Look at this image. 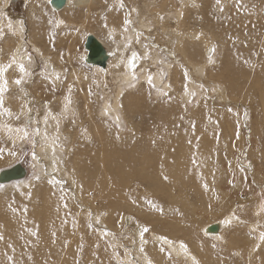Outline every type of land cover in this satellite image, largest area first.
I'll return each instance as SVG.
<instances>
[{
	"label": "bare ground",
	"instance_id": "1",
	"mask_svg": "<svg viewBox=\"0 0 264 264\" xmlns=\"http://www.w3.org/2000/svg\"><path fill=\"white\" fill-rule=\"evenodd\" d=\"M11 1L0 0V39L4 35V28L9 34L8 40L3 41L4 50L9 53V57L7 60L0 59V67L5 69L0 83L3 80L7 81L6 90L2 94L3 107L0 108V135L4 136V139H6V135L3 131L6 127L1 120L3 111L9 115L30 116V120L34 119L30 113L33 109L30 102L32 100L31 90L29 91L25 85L32 69L30 59L25 53L27 45L33 48L46 67V70L41 73L45 79L40 77L39 80H47L48 84H54V89L61 85L66 89L63 95L57 99L60 105H57L56 109L71 118L78 113V109H74L76 96L73 91L69 92V90L74 88L75 91L83 92L81 88L84 89V87L88 90V85L92 82L90 77L96 82L102 94V100L97 106L99 118L115 116L118 111L126 117L127 112L123 110L121 97L127 94L124 92V86L133 80L136 70L139 71L141 80L149 84V78H151V81L153 80L157 86H160L159 92L156 94L163 95L173 92L183 102H186L182 112L179 113L182 118L188 114V100L196 94L200 95L205 84L209 85L210 93L220 102L236 99L239 105L245 106L246 100L252 98L258 100L259 109L264 113V51L259 55H254V59L261 62L259 68L254 66L256 64L253 59L245 58V53L236 52L233 60L234 71L237 74L235 83L229 81L225 84L213 69V67L219 66V71L223 72L231 67L230 59L225 63L222 61L227 57L221 59L220 63L217 61L218 54L225 53L224 48L227 44L225 39L236 37L241 41L243 49H246V46L257 45L259 37L264 34V9L262 7L264 1L258 4L252 3L251 7L254 8L244 10L245 12L249 11L252 16L238 17L236 21L233 15L226 17L223 21V30L214 28V26L221 22L227 10L231 12L229 9L230 0H219V3L217 0H162L160 2L125 0L128 3L129 12H133L132 16L127 15L137 19L136 26L146 32L153 33L156 42L151 45L137 40L138 29L119 27L113 23L112 19L118 14V9L126 12V6L122 0H65V3L57 9L52 6V0H23L29 10L30 17L42 15L41 7L43 5H46L50 13H52L50 8L53 9L55 13L52 14L56 16L55 27L57 29L75 24L74 20L67 22L63 20L62 16H76L82 11L95 10L98 13L97 17L105 19L108 23L106 35L114 46L109 48L107 39L93 35L104 47L107 53V63L105 68L87 64L85 62L87 51L85 50L80 58L85 64L92 67L93 73L91 74L77 69L69 72L66 66L70 61V56H66L65 62L60 56H57L54 61L48 58V55L35 44V37L32 33L25 41V26L22 19L10 18L7 14V8ZM247 1L249 0H238L236 5L244 4ZM200 2H202L201 5ZM136 3H141V7L136 6ZM203 5L206 7V15H211V11L215 12V18L212 20L214 24L210 28L206 26L200 12L202 9L200 6ZM195 26L198 27L194 28ZM71 37L73 38V36ZM134 45L140 51H137ZM115 51L116 58L113 56ZM133 53L136 54L135 60L132 59ZM178 57L183 58L184 63L191 69L183 74L184 85L181 84L182 79L179 78L176 67L178 66L176 62ZM119 59L120 67L110 68ZM159 63H162V66L168 71L169 82H164L162 75L157 70L153 72L152 68L154 69ZM20 65L24 66V72L20 71ZM11 72L15 75L13 76ZM107 75L113 82L110 96L106 95L104 88ZM18 79L21 80L19 85L15 83ZM142 88H144L143 84L139 85L137 92L139 93ZM203 97H206L205 94ZM83 100L87 107V96L83 95ZM52 114L53 107L52 104H49L40 116L41 125L46 123V115L52 116ZM216 116L213 122L207 120L209 125L204 123V131H200L193 122L183 128H178L168 124L167 119L164 118L160 122L156 119L155 123L151 122L150 125L140 127L128 125L129 133H125L122 129L115 130L109 122L103 120L108 130H115L114 134L112 133V140L115 141L114 147L104 145L101 139V136L106 134L101 131V127H104L98 124L99 120L96 122L92 117L88 119V128L86 127L84 130L79 125V129L74 132V135L70 136L69 134L71 142L68 147L62 140V137L66 136L63 134L64 131L63 135L59 134L58 139L57 128L51 129L50 122H47L48 131L43 133L48 143L41 142L38 149L40 157L49 159L48 172L50 175L44 173L40 180L26 177L24 182L21 181L20 186L27 185L36 197L38 190L34 186L43 181L45 184L44 197L50 199L51 202L34 207L31 210L33 214H29L23 206L17 209L12 208L8 212V209L3 208L2 201H0V215L9 218L7 222L0 223V237H2L0 239V260H3L1 264H61L62 261L64 264H78L73 261H75V254L81 251L84 252L85 257L82 254L79 255L80 264H89L91 259L87 258L89 245L86 236L97 234L93 229L94 226L97 227V224L100 231L96 238H93L92 256L99 248L108 247V244L100 239V234L106 233L112 239L124 235L127 237L124 242L112 241L113 244L115 243L118 247L121 246L126 250L124 264H222L205 259L203 252L207 251H205L206 247H200L198 239H191L192 244H190L179 238L178 235L182 234L180 223H170L167 227L169 232H159L157 222L162 218L155 217L149 220L150 213H156L165 219L167 216L175 219L183 218V225L188 226L197 234V230L190 227L191 223L197 222L198 216L193 209H189L194 203L189 202L188 194L195 195L202 192L204 185H207L205 195L210 199L207 204L197 205V209H201L204 214V211H211L210 209L214 207L215 203L218 205L219 211L225 209L226 198L220 196V190H215L216 177L210 176L214 171L216 149L217 155H219V149L224 150L220 144L216 145L215 137L211 135L212 130L215 132V129H218L220 122L219 116ZM231 116L237 118L238 115L231 113ZM170 119L173 122L172 117ZM80 137L84 143L89 139L94 140L95 151L91 157L88 156L87 151H84L81 154L84 161H81V157H79V161L74 158L70 162L67 158L73 149L74 142ZM12 140L18 141L19 137H13ZM104 141L107 142L106 138ZM77 143H80V140ZM106 149L109 152L104 154ZM101 152L106 160L104 165L110 167L109 172L113 170L114 175L126 179L124 189L110 186L111 192L123 194V191L130 188V196L138 199L142 190H148L146 193L148 196L162 197L166 203L163 205L153 200L142 205L126 204L124 208L127 210V214L123 215L119 223L113 224L111 218L107 219L110 211L107 213V210L96 208L94 205L95 200L104 201L109 196L103 189L102 180L94 181L101 179L100 172L105 170L100 165ZM63 153H66L64 161L61 160ZM241 153H244L243 147ZM35 156L37 158V155ZM91 163L93 170L89 172L87 168ZM234 169L241 172L240 167H234ZM26 170L28 169L26 168ZM65 171L68 172L67 175ZM86 175L89 177L87 178ZM52 176L55 180L51 178ZM64 178L67 180L66 186L69 187L67 193L58 189V181L62 183ZM10 185L3 186L2 184L0 189L6 187L4 191L9 193V188L12 186ZM35 204L33 200L32 205ZM68 207H72L75 213L71 212L68 215L65 212ZM118 208L120 207H116V210ZM237 211L240 212L239 216L232 212L231 206L230 213L220 218L214 216L210 221L202 224L199 227L200 240L202 242L214 240L226 245L227 253L229 252L232 256L242 260L244 264H255L253 257L256 254L252 245H248L246 240H226L225 233L236 225L235 228L241 230L236 236L244 235L248 240L251 235L256 243L255 249L262 248V246H258L260 242L264 246V240L261 239L264 231L259 227L257 221L260 219L259 209L247 210L243 207ZM0 220L6 219L1 218ZM125 220L128 221V224H121ZM259 223L264 225L262 220H259ZM212 225L218 226L217 232L209 233L207 231L208 227ZM122 226L125 227L124 231L121 230ZM145 228L148 229L147 232L143 231ZM73 229L75 230L72 234ZM72 235H74L75 244L68 242ZM182 244L186 246V251L181 247ZM111 249L115 252L116 248L112 245ZM62 256L63 259L59 260ZM111 258L113 260L112 253L109 254L108 262L103 259L100 262L109 264Z\"/></svg>",
	"mask_w": 264,
	"mask_h": 264
},
{
	"label": "rangeland",
	"instance_id": "2",
	"mask_svg": "<svg viewBox=\"0 0 264 264\" xmlns=\"http://www.w3.org/2000/svg\"><path fill=\"white\" fill-rule=\"evenodd\" d=\"M122 1L126 6V12L125 10L118 9V14H116L112 19L113 23L119 27L130 28L132 30L138 29L136 32L137 40L144 42L145 44L150 43L151 45H154L156 41L154 39L153 33L146 32L140 27L136 26L138 23L137 19L135 17H131L133 12H129L128 3H126L125 0ZM136 1L143 2L144 0ZM155 1L160 2L162 0ZM237 1L238 0H230L229 9L231 12L227 10L224 17L221 19V22H219L218 25H215L214 28L224 30V19L232 15L234 16L235 21L238 17L252 16L249 11L245 12L244 10H251L254 8L251 7L252 3L258 4L264 0H249L244 4L236 5ZM202 2H200V5ZM141 5V3H136V6L138 7H141ZM200 7L202 8L200 10L202 18L206 23V26H209L210 28V26L214 24L212 23V20L215 18V12L211 11V15H206V7H204V5ZM262 7L264 9V6ZM41 10L42 15L30 17L29 10L23 0H12L9 7L7 8V14L10 18L22 19L25 26V41H27V39L31 36L30 33H32L33 37H35V44L48 55V58L54 61L57 56H60L65 62L66 56H70V61L66 66L69 69V72H71L73 69H77L81 72H88L90 74L93 73L92 67L85 64L80 57H82L83 52L85 51L83 44L86 36L89 34L107 39L106 42L108 43L107 45L109 48L114 46L113 43H110V39L106 35L108 23H106L105 19L97 17L96 15H98V13L95 10L91 12L82 11L80 14L77 13L76 16H62L63 20L67 22L74 20L75 24L65 26L62 29H57L55 27V22L57 21L56 16L52 14L55 13V11L50 8L52 13L48 12L46 5H43ZM127 14H130L131 16ZM197 27L198 26H195L194 28ZM4 31V35L2 36V39H0L1 60H7L9 57V53L4 50L3 46V41L8 40L9 34L6 32V28H4ZM71 36H73L75 40ZM225 41L227 43L224 48L225 53H219L217 56V61L220 63L221 59L227 57V59L222 61L225 63L230 59L231 70L228 69L227 71L221 72L219 71V66L213 67V69L216 70L214 72H217L220 77L219 79L225 84H227L229 81L235 83L237 80V74L234 71L233 66V60L236 52L245 53V58L253 59V62L256 64L254 65L256 68L261 66V62L255 60L254 55H259L264 51V34L259 37L256 46H246V49H243L241 41H239L236 37L228 40L225 39ZM134 47L137 51H140L136 45H134ZM25 53L27 54V58L30 59L32 66L30 76L28 77V81L25 85L29 91L31 90L32 100L30 102L33 109H31L30 113L34 119L30 120V116L21 117L20 115H9L4 111L1 113V120L3 123H5L6 127L3 131V133L6 135V139L3 138L4 136L0 135V172L17 164L21 165L25 169L27 168L28 170L23 179L15 182L11 181L9 183H5V185H12H10L11 187L9 188V193L4 191L6 190V187L0 189V195L2 197L0 201H2L3 208H7L8 212H10L12 208L17 209L20 206H23L25 208L24 210H26L29 214H33L31 210L34 207L41 206L43 203L48 204L51 202L50 199H45L44 197L45 184H43V181H41L42 183H36L34 186L38 190L36 197L33 195V191L30 190L27 185L20 186L21 181L24 182L26 177L28 179L35 178L36 180H40L41 175L44 173L45 175H50L48 172L49 159L40 157V151L38 149L41 142L44 144L48 143L43 133L48 131L47 122H50L51 129L57 128L58 131L56 132L58 139L64 131L63 134L66 136H63L62 140L66 142V147H68L71 142L69 134L70 136L74 135V132L78 131L79 125H81L82 129L84 130L86 127L88 128V119L92 117V119H94L96 122L99 120L98 124L104 127H101V131L106 133L104 134L105 136H101L104 145L114 147L115 141L114 139L112 140V133L114 134L116 129H122L123 132L129 133L128 125L140 127L142 125H150L151 122L155 123L156 119H158L160 122L162 119L166 118L168 124L174 125L178 128H183L184 126L193 122L200 131H204V123H207V120L209 122H213V119H215L217 117L216 115H218L220 124L218 123V129H215V132L212 130L211 135L215 137L214 142L216 141V145L220 144L224 150L222 151L219 149V155H217L216 149L214 171L211 172L210 176L216 177L217 180L215 190H220V196H224L226 198L225 209L219 211L218 205L216 203L214 207L210 209L211 211H204V214L201 209H197V205L204 203L207 204L208 200L210 199L205 195L207 185H204L202 192L195 195L188 194L189 202L194 203L189 207V209H193L195 214L198 216L197 222L191 223L190 227L195 228L197 230V234L194 232V230L188 228V226L183 225V218L175 219L174 217L167 216V219H165V217H161L156 213H150L151 218L149 220L154 219L155 217L162 218V220L157 222L159 232H169L167 227L170 225V223H180L179 225L182 229V234H179L178 237L186 240L190 244H192L191 239H198V245L200 247H206L205 251H207L203 252L206 257L205 259H210L214 262H219L222 264H233L234 262L235 264H244L242 260L232 256L229 252L227 253L226 245L217 243L214 240L202 242L200 240L201 232L199 231V227L202 224L210 221V219L214 216H219L220 218L223 215L230 213V207L232 206V212L238 216L240 215V212L237 211L238 209H242L243 207H245L247 210L258 208V216L260 219L257 221L259 227L264 231V225H260L261 223H259V220L264 221V113L259 109L258 100L249 98L246 100L245 106L239 105V102H236V99L229 102L224 100L220 102L219 100L215 99V96L212 93H210L209 85L205 84V88L200 91V95L196 94L194 97H192V99L188 100V114L182 118L179 116V113L182 112L186 102H183L181 98L177 97V94H173V92L163 95L161 93L156 94L159 92L160 86H157L153 80L147 84V82L141 80L140 74H138L139 71L136 70L133 80L124 86V92L127 94L121 97L123 110L127 112L126 117L124 114L118 111L115 113V116L109 115L106 116L105 119L99 118L97 115V106L102 100V94L96 85V82H94L93 78L90 77L92 82L88 85V90H86L84 86V89L81 88V91L83 92L78 90L75 91L74 88L73 90H69V92L73 91L75 94L74 96H76V106L74 109H78V113L73 115L71 118L60 113V111L56 109L57 105H60L57 99L62 96L66 90L64 86L61 85L57 88L55 87L54 89V84H48L47 80H39L40 77L45 79L41 73L46 70V67L44 66L39 55L33 51V48L30 45H27ZM115 53L116 51L113 52V56L116 58L117 56ZM119 61L120 59L116 64L111 65L110 68H119ZM176 62L178 64L176 67L179 72V78L182 79L181 84L184 85L185 80L183 78V74L184 72H188L191 69L184 63L183 58L181 57H178ZM163 69L165 71L164 73ZM152 70L153 72L157 70L162 75V80L164 82L170 81L169 73L162 66V63L156 64V67L154 69L152 68ZM11 74L13 76L15 75V73L12 72ZM201 82L204 83L203 80H201ZM141 84H143L144 88H142L138 93L137 90ZM104 85L106 95L110 96L112 94L113 82L110 80L108 75ZM204 94L207 98L203 97ZM83 95L87 96V107L83 103ZM70 96L73 97V95ZM49 104H52L53 114L52 116L46 115V123L41 125L40 116ZM5 107H7V105H5ZM231 113L237 114V118H233ZM170 117H172L173 122L171 121ZM103 120L109 122L115 128V130H108V127L103 122ZM80 122H83V124H80ZM207 125L209 124L207 123ZM25 132L27 135H25ZM13 137H19V140L13 141ZM104 138H106L107 142L104 141ZM79 140L80 143H77ZM79 140L74 142L73 149L67 158L70 162L74 158L79 161V157H81V161H84V157L81 156L84 151L88 152L89 157H91L95 151L94 140L89 139V141L86 142L89 144L82 142L81 137ZM242 147L244 148V153H241ZM107 152H109L107 149L104 150V154ZM34 154L37 155V158L36 156L34 158ZM246 154H248V156H246ZM61 160H66V153H63ZM99 160L101 161V167L105 168V170L100 172L101 179H95L94 181L102 180L103 189H105L109 196H107L104 201L95 200L94 205L96 208L107 210V213L110 211V214L107 215V219L109 220V218H111V222L113 224L119 223L123 215L127 214V210L124 208L126 204L142 205L153 200L163 205L166 203L162 197L148 196L146 194L148 190H142L138 199L130 196V188H127V191H123V194L111 192L110 186L124 189L126 187L124 183L126 179L119 178L114 175L113 170L109 172L110 167L109 165H104L106 160L104 159L102 152L100 153ZM234 167H240L241 172H237ZM87 169L89 172H91L93 170V164H89ZM65 174L67 175L68 172L65 171ZM86 177L88 178L89 176L86 175ZM51 178L54 179L53 176ZM63 180L64 181L62 183L58 181V189L61 192L66 191L67 193V189H69V187L66 186L67 180L65 178ZM5 185L3 184V186ZM136 191L138 192V190ZM33 200L36 203L35 205H32ZM116 207L120 208L116 210ZM65 212L68 215H70L71 212L75 213L72 207L66 208ZM1 218H5L6 220H0V223L7 222L9 220L8 217H2L0 215V219ZM121 224H128V221L125 220ZM235 226L236 225H234L232 229L225 233V239H238V241L246 240L245 242L248 245H252V249L255 250L256 255L253 257L254 263L264 264L263 244L260 242L258 246H262V248L256 250V243L252 239V236L250 235L248 240L244 235L236 236L239 232H241V230L235 228ZM93 229L97 232V234L94 236L91 234L90 236H86V241L89 245L87 249V258L91 259L89 264H102V262H100L102 259L108 262L110 253H112L113 260L111 258V262L109 264H112L113 262V264H124L126 250L121 246L118 247L115 245V243L113 244L112 241L120 240L124 242V239L127 237L124 235L117 238L114 237L115 239H112L106 233H101L100 239L107 243L108 247L99 248L98 251L95 252V255L92 256L91 252L94 251L92 248L93 238H96L98 232L100 231L98 229V224L97 227L94 226ZM124 229L125 227L122 226L121 230L124 231ZM74 230L75 229L71 231L72 234ZM68 242L75 244L74 235L69 238ZM112 245L114 248H116L115 252H113L111 249ZM81 254L85 257L83 251L75 254L76 257L75 261H73L74 263L80 264L81 261L79 255ZM132 257L135 259L134 254H132ZM62 259L63 256L59 260ZM7 260H9V258H7ZM2 262L3 260H0V264ZM61 264H64V261H62Z\"/></svg>",
	"mask_w": 264,
	"mask_h": 264
},
{
	"label": "water",
	"instance_id": "3",
	"mask_svg": "<svg viewBox=\"0 0 264 264\" xmlns=\"http://www.w3.org/2000/svg\"><path fill=\"white\" fill-rule=\"evenodd\" d=\"M65 3V0H52L51 4L55 9L61 7ZM58 5V6H57ZM84 49L87 51L85 62L90 65H97L101 68L106 67L107 53L102 44L93 36L87 35L84 41ZM27 170L21 165H15L9 169H5L0 172V184L9 183L11 181H19L26 175ZM218 226L212 225L208 227L209 233L217 232Z\"/></svg>",
	"mask_w": 264,
	"mask_h": 264
},
{
	"label": "snow or ice",
	"instance_id": "4",
	"mask_svg": "<svg viewBox=\"0 0 264 264\" xmlns=\"http://www.w3.org/2000/svg\"><path fill=\"white\" fill-rule=\"evenodd\" d=\"M217 2L219 3V0H217ZM132 59H133V60L136 59V54H135V53H133V58H132ZM9 66H11V65H9ZM132 67L134 68L135 65L133 64ZM4 71H5V69H4L3 67H0V80H2V78H3V73H4ZM20 71H21V72H24V66H23V65H20ZM149 82H151V78H149ZM15 83H16L17 85H19V84L21 83V80L18 79V80L15 81ZM6 86H7V81H6V80H3V82L0 83V108L3 107V103H4V101H3V98H2V94H3V92L6 90ZM10 130H11V129H10ZM25 135H27L26 132H25ZM34 158H35V154H34ZM143 231H144V232H147L148 229L145 228V229H143ZM142 234H143V233H142ZM0 239H2V237H0ZM261 239L264 240V234L261 235ZM181 247L184 248L185 251L187 250L185 245L182 244ZM141 251H143V249H141Z\"/></svg>",
	"mask_w": 264,
	"mask_h": 264
}]
</instances>
